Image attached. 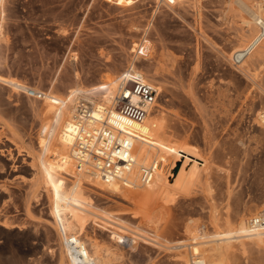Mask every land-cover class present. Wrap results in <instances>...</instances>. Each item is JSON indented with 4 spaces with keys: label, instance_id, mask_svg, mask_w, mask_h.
Listing matches in <instances>:
<instances>
[{
    "label": "rangeland",
    "instance_id": "rangeland-1",
    "mask_svg": "<svg viewBox=\"0 0 264 264\" xmlns=\"http://www.w3.org/2000/svg\"><path fill=\"white\" fill-rule=\"evenodd\" d=\"M252 5L3 0L0 264H62L49 200L30 182L31 165L54 158L67 167L66 224L87 246L85 264H219V251L224 264H264V229L250 225L264 210V46L241 24L255 16ZM130 66L159 92L146 120L149 138L138 141V161L159 164L150 190L85 183L83 167L69 164L64 150L73 103L104 104ZM20 85L48 100L28 98ZM61 98L72 106L53 114Z\"/></svg>",
    "mask_w": 264,
    "mask_h": 264
},
{
    "label": "built area",
    "instance_id": "built-area-1",
    "mask_svg": "<svg viewBox=\"0 0 264 264\" xmlns=\"http://www.w3.org/2000/svg\"><path fill=\"white\" fill-rule=\"evenodd\" d=\"M3 0H0V22ZM251 49L237 52L233 63L240 65ZM118 93L112 104H94L79 99L68 126L72 135L75 158L87 175L99 176L106 183L121 181L134 169L137 158L135 143L149 138L146 119L158 99L157 89L150 84L139 69L127 67ZM28 98L44 100L45 92L32 86L20 89ZM152 168H141L142 182L150 180ZM252 228L264 227V210L251 219ZM69 244L79 264L87 263L84 244L76 236Z\"/></svg>",
    "mask_w": 264,
    "mask_h": 264
},
{
    "label": "bare ground",
    "instance_id": "bare-ground-1",
    "mask_svg": "<svg viewBox=\"0 0 264 264\" xmlns=\"http://www.w3.org/2000/svg\"><path fill=\"white\" fill-rule=\"evenodd\" d=\"M162 1L166 2L167 4L172 5V4H175L176 2L185 3L187 0H162ZM238 1H240L242 4L243 3L244 4H251V5L253 4L252 5L253 8L256 9V11H255L256 13H255V16H253V19L248 18L249 16L246 18L243 15L244 18L242 19L241 24H243L245 26L246 31H248L252 34V37L256 42H258L264 46V0L263 1H260V0H238ZM233 2H235V1H233ZM253 8H252V10H253ZM2 19H3V15L1 18V22H2ZM1 22H0V28H1ZM132 67L134 69H136L134 66H132ZM144 76L146 77L145 74H144ZM146 79L150 84H152L147 77H146ZM121 82H122V78H120L118 83L112 82V84H111L112 86H110V88H109L110 91L108 92V95L106 94V96L104 97V102H103L104 104H112L113 103V99L115 97V94L118 93V88H119V85L121 84ZM26 87L27 86L20 85V86H18V91H20V89H25ZM100 87H102V86H100ZM158 96H159V92H158ZM83 99H85V98H83ZM47 100H48L47 95L45 93V99L39 100V101L45 102ZM85 100H90L96 105L101 104V102H100L101 100L98 101L94 98H89V99H85ZM68 102H70V101H68ZM65 103H66V101L63 98L58 100L56 102V106L54 107L53 114L56 112V110H58L59 106L65 104ZM72 103L73 102L71 101V104L68 105L66 103V105H68L70 107V105L72 106ZM77 103H78V101L73 103V107H72L73 112H74L75 107L77 106ZM156 104H157V101L155 102L153 107ZM63 110L64 111L66 110V112H67V107ZM68 111H70V110H68ZM70 113L71 112H68V114H70ZM72 113H71V116H72ZM149 114H150V112H149ZM259 116H260V114H259ZM148 117H149V115L147 116V119H148ZM261 122L264 124V115H261ZM49 127H50V121H48L42 127L41 132H40V139H38L39 145H40L39 147L44 146V144L46 143V134L49 130ZM66 140L69 142V144L67 146L68 149H64V150H70L69 156L71 159H70L69 164H71L74 167L81 165L75 158V149H74V143H73L72 135L70 134L66 138ZM135 146H136L135 154H136V158H137L138 157L137 153H139L138 152L139 142H136ZM59 155H61V151H60V153L56 154V156H59ZM30 157H31V155H30ZM33 160H35V159H33ZM39 166H37V164L31 165L32 176H31L30 182H31V186L33 188L41 189V190L45 191L47 198L49 200L50 217L52 219L51 225L55 229H57V234L60 237L61 242L63 243V244L61 243L59 245L61 262H62V264H79L76 261L75 253L73 252V250L71 249V246L69 244L70 237H73L75 235L69 234V230H68L67 224H66L67 223V213L72 212V209H71L72 205H71V203H69L65 199L64 190L62 188V179L61 178H62L63 170H65L67 167H65L66 166L65 164L61 163L60 159H55V158L51 162H49L46 166H40V167ZM144 166H150L152 168L151 178L147 182H142L141 168ZM158 171H159V164L156 161H152L149 163H140L138 161V158H137V163H136L134 169L125 177V179L121 180V181H115V182L120 183L121 186L127 187L128 189H134L135 187H140V188L143 187V188H147L148 190H150L154 186L155 177H156V174ZM133 172L135 174V182L132 181L131 174ZM84 180H85V183H88L90 185L96 184L97 182L106 183V182H103L99 178V176H95V175L91 176V175L85 174ZM255 217H257V216H255ZM250 225H251V220H250ZM251 227H252V225H251ZM255 229H264V227L263 228H255ZM77 239H78V237H77ZM122 243L123 244L127 243V244L131 245V247L132 246L134 247L135 245H137L136 241H134V242H128L127 241V242H122ZM80 244H84V243L80 242ZM85 248H86L85 252L87 254V258L89 259V252H88L86 245H85ZM219 256L221 259V261H219V264H224L223 259L225 256L223 255V253H221V251H219Z\"/></svg>",
    "mask_w": 264,
    "mask_h": 264
}]
</instances>
